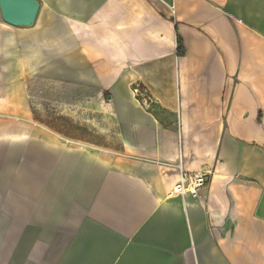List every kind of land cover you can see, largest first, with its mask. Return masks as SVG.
Wrapping results in <instances>:
<instances>
[{"label": "crops", "instance_id": "1", "mask_svg": "<svg viewBox=\"0 0 264 264\" xmlns=\"http://www.w3.org/2000/svg\"><path fill=\"white\" fill-rule=\"evenodd\" d=\"M37 1L0 15V264H264V0ZM95 85L115 141L34 119Z\"/></svg>", "mask_w": 264, "mask_h": 264}, {"label": "rangeland", "instance_id": "2", "mask_svg": "<svg viewBox=\"0 0 264 264\" xmlns=\"http://www.w3.org/2000/svg\"><path fill=\"white\" fill-rule=\"evenodd\" d=\"M87 100L83 98L77 103V108L74 109L76 113H72L69 117L59 115L61 112L68 111L61 109L55 99L58 97L59 92L52 86L37 87L36 95L39 101H34L35 112L49 113L50 115L35 117L45 123L47 127H64L72 126L75 132L83 137H89L94 142L115 141L116 139V119L113 115L110 105H107L108 93L102 94L96 85L88 89ZM65 97V94H62ZM57 101V100H56ZM57 116H56V115ZM3 237V238H2ZM4 229L0 230V255L6 249ZM18 246H14L16 251ZM20 247V246H19ZM11 256V255H10Z\"/></svg>", "mask_w": 264, "mask_h": 264}, {"label": "water", "instance_id": "3", "mask_svg": "<svg viewBox=\"0 0 264 264\" xmlns=\"http://www.w3.org/2000/svg\"><path fill=\"white\" fill-rule=\"evenodd\" d=\"M39 11L40 3L37 0H0L2 20L16 28L33 27Z\"/></svg>", "mask_w": 264, "mask_h": 264}, {"label": "built area", "instance_id": "4", "mask_svg": "<svg viewBox=\"0 0 264 264\" xmlns=\"http://www.w3.org/2000/svg\"><path fill=\"white\" fill-rule=\"evenodd\" d=\"M207 177V173L186 172L181 170L179 180L170 190L168 198H198L200 196V192L207 186Z\"/></svg>", "mask_w": 264, "mask_h": 264}, {"label": "trees", "instance_id": "5", "mask_svg": "<svg viewBox=\"0 0 264 264\" xmlns=\"http://www.w3.org/2000/svg\"><path fill=\"white\" fill-rule=\"evenodd\" d=\"M181 49H182V47H181ZM180 53H181V54L183 53L182 50L180 51Z\"/></svg>", "mask_w": 264, "mask_h": 264}]
</instances>
